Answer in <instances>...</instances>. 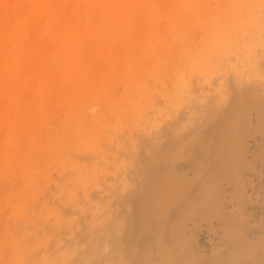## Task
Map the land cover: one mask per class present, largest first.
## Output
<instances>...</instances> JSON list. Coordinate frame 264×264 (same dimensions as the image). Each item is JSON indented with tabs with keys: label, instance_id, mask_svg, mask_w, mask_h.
I'll list each match as a JSON object with an SVG mask.
<instances>
[{
	"label": "bare ground",
	"instance_id": "6f19581e",
	"mask_svg": "<svg viewBox=\"0 0 264 264\" xmlns=\"http://www.w3.org/2000/svg\"><path fill=\"white\" fill-rule=\"evenodd\" d=\"M0 264H264V0H0Z\"/></svg>",
	"mask_w": 264,
	"mask_h": 264
}]
</instances>
